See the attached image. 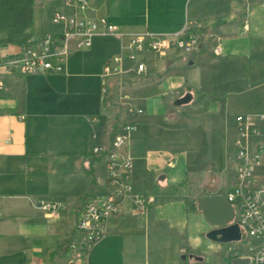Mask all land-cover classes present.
<instances>
[{
  "label": "crops",
  "instance_id": "crops-1",
  "mask_svg": "<svg viewBox=\"0 0 264 264\" xmlns=\"http://www.w3.org/2000/svg\"><path fill=\"white\" fill-rule=\"evenodd\" d=\"M165 1L169 8L178 3L182 18L170 24L159 19L153 25L120 26L130 32L168 33L198 24L201 50L190 58H177L178 62L170 59L175 68L160 73L155 67L161 59L154 61L150 56L145 74L126 75L118 86L119 79L106 78L104 72L108 94L101 100L108 101L106 105L94 102L76 115L47 107L33 112L25 105L22 75L6 74L0 68L5 82L0 90V213L12 206L13 199L18 201L16 206L37 211L21 225L30 258L22 264H68L70 256L61 254L59 246L74 233L84 198L111 191L106 158L94 157L93 148L109 147L112 133L126 122L137 127L127 147L133 192L152 196L155 202L142 212L133 198L126 200L121 212L109 220V234L84 263L202 264L206 259L201 246L216 248L221 254L219 244L207 239L213 227L198 210V201L207 195L225 196L232 189L236 117L252 116L264 133V122L257 119L264 115V0ZM97 12L91 4V15L98 17ZM247 21L248 31L244 29ZM33 41L25 38L18 44H0L1 62ZM117 52L118 48L108 61ZM185 63L199 69L185 70ZM68 69L67 60L63 73L41 75L66 76ZM186 93L193 94V101L174 107V100ZM122 103L142 109L143 114L128 116L119 109ZM27 180L40 184L31 192L20 191L19 184ZM256 185H264V156L256 171ZM43 203L59 204L58 216H47L40 208ZM40 211L51 223L47 228L33 224ZM5 229L0 219L1 234ZM34 236L56 240V249L49 252L50 263L34 258L48 252L45 243V247L30 245Z\"/></svg>",
  "mask_w": 264,
  "mask_h": 264
},
{
  "label": "built area",
  "instance_id": "built-area-1",
  "mask_svg": "<svg viewBox=\"0 0 264 264\" xmlns=\"http://www.w3.org/2000/svg\"><path fill=\"white\" fill-rule=\"evenodd\" d=\"M52 22L58 28L56 32L48 33L39 40L26 42L7 61L0 60V68L6 74L63 73L65 64L74 51L91 48L96 38H113L120 42V53L108 61L104 72L106 78L115 80L130 74H145L150 56L162 60L171 59L172 56L190 58L201 50L203 44L202 29L198 24L186 25L175 32L159 33L149 30L130 32L109 20L52 19ZM244 29L249 30L248 21L245 22ZM4 88L5 82L0 78V90ZM102 94L103 97L108 94L106 85L102 88ZM125 110L130 117L143 114L142 109L131 104ZM257 119L264 122V115H258ZM136 129V125L131 122L122 123L112 133L109 147L93 148L94 157L106 158L111 191L106 194H88L84 198L74 233L64 243L63 253L70 256L68 264H85L87 254L109 234V220L121 212L126 200L133 198L142 212L155 202L152 196L136 195L130 183L132 158L127 147L130 136ZM232 151L236 177L231 191L224 197L234 207L233 223L240 226L241 241L247 236L261 239L262 243L244 249V254L235 249H228L227 254L233 259L250 257L252 264H264V185H256V171L264 156V133L252 116L236 117V136ZM40 208L47 216L57 217L60 205L43 203ZM183 254H186L185 250Z\"/></svg>",
  "mask_w": 264,
  "mask_h": 264
},
{
  "label": "rangeland",
  "instance_id": "rangeland-1",
  "mask_svg": "<svg viewBox=\"0 0 264 264\" xmlns=\"http://www.w3.org/2000/svg\"><path fill=\"white\" fill-rule=\"evenodd\" d=\"M62 1L0 0V44L5 46L12 43L18 44L25 38L38 40L48 33L56 32L58 28L53 24L51 16L53 11L62 5ZM89 1L93 8L97 9L98 16L109 18L119 25L134 23L146 25L148 22L153 25L159 19L170 24L183 16V11H181V6L178 3L169 8V3L165 0H159L157 4L154 0ZM117 48V53H120V43L111 38H96L90 49L77 51L68 58V75H22L26 90L24 94L25 105L33 112L42 110V107H47L60 109L65 115H76L79 112L87 111V105L90 106L94 102L106 105L108 101L101 100L103 97L101 87L105 83L103 78L104 67L109 56L114 55ZM180 57L172 56L173 61H171L173 63L178 62L177 58ZM152 58L154 61L158 59L154 56ZM172 62H170V59L167 62L161 59L158 66L155 67L156 72H165L168 68H175ZM197 69H199L197 65L190 68L185 63V70L196 72ZM121 80H118L117 86L121 84ZM114 96L115 94H113ZM122 104L119 109L124 111L127 105L122 106ZM85 117L87 118V114ZM27 181L19 184L21 186L20 191L31 192L40 184L38 182L30 183L29 181L28 183ZM17 202L13 199L11 201L12 206L2 210L1 222L6 229L3 234L0 231V264H22L30 259L27 251L29 248L26 243L27 240L20 234V231L25 218L27 216L28 219L32 218L34 212L37 211L16 206ZM38 213L40 214L36 217L40 218L34 217L36 222H33V224L36 228H41L39 226L47 228L51 223L43 218V211ZM66 240L59 246L61 254H64L63 248ZM31 243L30 245L47 247L48 252L34 258H41L46 263H50L49 252L56 249V240L47 237L44 241L42 238L34 236ZM43 243H45V246ZM209 243L213 244L212 241ZM261 243V239L246 236L241 242L219 244L221 254L216 248L201 246L199 251L203 253L206 259L202 264H219L220 262L228 264V249H235L244 254V249ZM223 256H226L225 261L222 260Z\"/></svg>",
  "mask_w": 264,
  "mask_h": 264
},
{
  "label": "water",
  "instance_id": "water-1",
  "mask_svg": "<svg viewBox=\"0 0 264 264\" xmlns=\"http://www.w3.org/2000/svg\"><path fill=\"white\" fill-rule=\"evenodd\" d=\"M193 62H190L192 65ZM193 94L186 93L173 102L174 107H183L193 101ZM198 210L202 212L205 221L212 226L207 233V238L218 244L237 243L242 240L240 226L234 222L235 210L222 195L203 196L198 201ZM192 258L202 260L194 255ZM230 264H252L250 257H238L231 260Z\"/></svg>",
  "mask_w": 264,
  "mask_h": 264
},
{
  "label": "bare ground",
  "instance_id": "bare-ground-1",
  "mask_svg": "<svg viewBox=\"0 0 264 264\" xmlns=\"http://www.w3.org/2000/svg\"><path fill=\"white\" fill-rule=\"evenodd\" d=\"M51 19L108 20L103 16H92L90 2H62V5L53 11Z\"/></svg>",
  "mask_w": 264,
  "mask_h": 264
},
{
  "label": "trees",
  "instance_id": "trees-1",
  "mask_svg": "<svg viewBox=\"0 0 264 264\" xmlns=\"http://www.w3.org/2000/svg\"><path fill=\"white\" fill-rule=\"evenodd\" d=\"M90 172H92L91 170H90ZM90 194V193H89ZM228 258H227V261H228V264H230V262H231V260L233 259L230 255H228L227 256Z\"/></svg>",
  "mask_w": 264,
  "mask_h": 264
}]
</instances>
